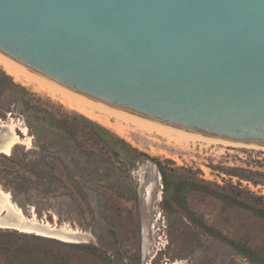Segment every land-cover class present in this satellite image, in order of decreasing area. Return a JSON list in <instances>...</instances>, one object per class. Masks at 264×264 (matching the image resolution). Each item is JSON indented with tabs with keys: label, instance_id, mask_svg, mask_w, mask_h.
<instances>
[{
	"label": "rangeland",
	"instance_id": "rangeland-1",
	"mask_svg": "<svg viewBox=\"0 0 264 264\" xmlns=\"http://www.w3.org/2000/svg\"><path fill=\"white\" fill-rule=\"evenodd\" d=\"M2 71L0 66V120L13 122L22 142L0 153V188L25 216L34 213L73 232L58 238L0 227V264H264V215L248 207L264 211V149L167 143L131 124L121 135L47 91L10 76L11 83ZM86 119L230 201L188 190L191 222L164 190L151 160L100 138Z\"/></svg>",
	"mask_w": 264,
	"mask_h": 264
},
{
	"label": "water",
	"instance_id": "water-1",
	"mask_svg": "<svg viewBox=\"0 0 264 264\" xmlns=\"http://www.w3.org/2000/svg\"><path fill=\"white\" fill-rule=\"evenodd\" d=\"M0 59L122 119L264 149V0H0Z\"/></svg>",
	"mask_w": 264,
	"mask_h": 264
},
{
	"label": "bare ground",
	"instance_id": "bare-ground-1",
	"mask_svg": "<svg viewBox=\"0 0 264 264\" xmlns=\"http://www.w3.org/2000/svg\"><path fill=\"white\" fill-rule=\"evenodd\" d=\"M0 66L4 71L13 78L14 81L23 85H34L35 90L47 91L48 94L61 103L67 105L71 109L79 112L80 114L98 121L104 125L111 127L121 135L125 133V128L129 124L134 126V129H141L148 134L159 135L167 140V143H183L198 142L185 137H181L175 134H171L162 130H158L152 127H148L139 123H135L126 119L117 117L109 112H106L100 108H97L89 103H86L78 98H75L67 93H64L56 88L49 86L48 84L38 80L37 78L25 73L24 71L12 66L11 64L0 59ZM113 120V121H112ZM0 124L6 126L10 133L8 147L4 148L2 152L9 153V149L16 143L22 142L20 136L15 132V124L13 122H5L0 120ZM23 134H26V128L20 127ZM182 144V145H183ZM11 150V149H10ZM0 227L14 228L26 232H35L44 235H50L58 238H62L63 234H70L73 232L72 228L66 225H58L57 223H51L47 220L36 218L33 213L27 217L22 210L11 200L10 194L3 191L0 188ZM176 264V263H173Z\"/></svg>",
	"mask_w": 264,
	"mask_h": 264
},
{
	"label": "trees",
	"instance_id": "trees-1",
	"mask_svg": "<svg viewBox=\"0 0 264 264\" xmlns=\"http://www.w3.org/2000/svg\"><path fill=\"white\" fill-rule=\"evenodd\" d=\"M1 73L4 79H9L10 82L13 83L9 75L5 74L4 71H2ZM55 119L57 120V122L65 123V120H60L57 118ZM85 121L87 124L92 125V128H91L92 131L97 133V135L100 138L108 139V140L115 139L122 145L126 146L128 150H133L139 155L145 156L146 159L151 160L156 165L157 170L161 175V180H162L164 190L170 191V199L174 202L175 205L179 206V208L186 214V216L191 222L195 223L196 220L195 218H193L194 214L187 207L185 194L188 190L195 189L203 193L209 194L211 196H214L220 200L230 201L229 200L230 198H227L225 194H223L222 192L218 190L211 188L206 182L195 181V180L189 179L188 177L181 175L175 168H168L162 165L160 162H158L155 158H151L150 156H147V154H144L143 152H139L135 148H132L126 142H124V140L110 134V132L106 130L105 128H102L101 126L96 125L95 123L91 122L88 119H86ZM232 201L234 203H238L241 205L244 204L243 202H239L238 200H232ZM248 207L252 209V211H254L255 213L264 215L263 210L255 206H248ZM197 226L204 229L206 233L213 235L217 238H220L223 241H227L229 244H232V247L234 246V242L229 241L228 238L224 236L220 231H217V230L213 231L212 228H210L209 226H206L205 224H201V223H199V225L197 224Z\"/></svg>",
	"mask_w": 264,
	"mask_h": 264
}]
</instances>
